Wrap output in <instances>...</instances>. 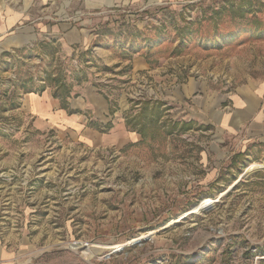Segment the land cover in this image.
Instances as JSON below:
<instances>
[{
	"label": "rangeland",
	"instance_id": "rangeland-1",
	"mask_svg": "<svg viewBox=\"0 0 264 264\" xmlns=\"http://www.w3.org/2000/svg\"><path fill=\"white\" fill-rule=\"evenodd\" d=\"M239 2L0 0L27 41L0 57V264H264V144L217 125L264 93V0ZM46 89L101 95L115 139L35 124Z\"/></svg>",
	"mask_w": 264,
	"mask_h": 264
},
{
	"label": "crops",
	"instance_id": "crops-1",
	"mask_svg": "<svg viewBox=\"0 0 264 264\" xmlns=\"http://www.w3.org/2000/svg\"><path fill=\"white\" fill-rule=\"evenodd\" d=\"M9 27V21L5 22L0 19V57L10 48L27 42H21L17 34L5 36L4 32ZM67 101L69 108L73 110L72 113H69L66 108L61 106L60 100L58 97L53 96L51 90L46 89L39 93H27L23 99V106L35 117V124L38 126L49 128L56 126L66 127L75 134L81 135L84 141L94 145L115 139V136L112 137V133L107 136L90 123L93 120V115H96L95 119H99L98 114L102 115L105 111L106 102L101 95L92 92L89 95L87 94V98L74 96L68 97ZM87 106L96 112V114L92 115V118L84 115ZM217 125L223 132L239 134L243 140L259 141L264 144L263 90H242L239 92L236 97L232 98L228 105V110L220 112ZM113 134H116L115 130Z\"/></svg>",
	"mask_w": 264,
	"mask_h": 264
},
{
	"label": "trees",
	"instance_id": "trees-1",
	"mask_svg": "<svg viewBox=\"0 0 264 264\" xmlns=\"http://www.w3.org/2000/svg\"><path fill=\"white\" fill-rule=\"evenodd\" d=\"M229 1H231V3H230V7H231V10L235 13V12H241V6H242V4H243V2H239L238 4H237V7L236 8H234V6H233V1L234 0H229ZM225 8H224V6H219L218 8H217V10H215L213 13H212V15H210L209 17H207L205 14H203L202 15V18H203V20H210V21H213L214 19H215V15H217V13H221V11H223ZM216 22V21H215ZM188 29V26L186 27H177L176 26V30H177V32L178 33H184L186 30ZM182 36V35H181ZM182 37H184V36H182Z\"/></svg>",
	"mask_w": 264,
	"mask_h": 264
}]
</instances>
